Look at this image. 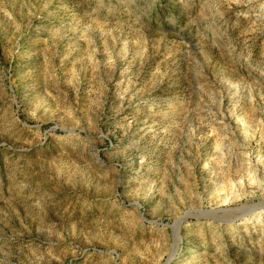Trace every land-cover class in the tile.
Masks as SVG:
<instances>
[{"label": "rangeland", "instance_id": "374dc122", "mask_svg": "<svg viewBox=\"0 0 264 264\" xmlns=\"http://www.w3.org/2000/svg\"><path fill=\"white\" fill-rule=\"evenodd\" d=\"M165 263L264 264V0H0V264Z\"/></svg>", "mask_w": 264, "mask_h": 264}, {"label": "water", "instance_id": "95a60500", "mask_svg": "<svg viewBox=\"0 0 264 264\" xmlns=\"http://www.w3.org/2000/svg\"><path fill=\"white\" fill-rule=\"evenodd\" d=\"M241 207H236V208H233L231 210H237V209H240ZM201 214L203 215H210L209 213H211V210H204V211H199ZM245 214V212H241L240 215L236 216L234 219H237L241 216H243ZM188 214H185V216L177 219L176 221H174V223L171 225V230H172V233L174 232V229L176 228V238H177V242L179 241L180 239V235H179V229H180V223L181 221L187 216ZM173 240H174V233H173ZM175 241V240H174ZM168 262V260L166 261V263ZM165 263V264H166Z\"/></svg>", "mask_w": 264, "mask_h": 264}, {"label": "bare ground", "instance_id": "6f19581e", "mask_svg": "<svg viewBox=\"0 0 264 264\" xmlns=\"http://www.w3.org/2000/svg\"><path fill=\"white\" fill-rule=\"evenodd\" d=\"M176 231H177V230H176V228H175V229H174V232H173V233H174V240H175V242L177 241V238H176Z\"/></svg>", "mask_w": 264, "mask_h": 264}]
</instances>
